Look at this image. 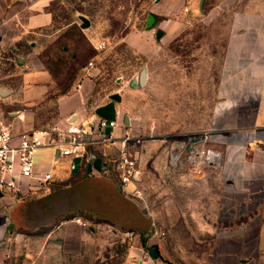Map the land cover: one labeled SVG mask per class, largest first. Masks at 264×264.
I'll return each mask as SVG.
<instances>
[{"label": "rangeland", "instance_id": "obj_1", "mask_svg": "<svg viewBox=\"0 0 264 264\" xmlns=\"http://www.w3.org/2000/svg\"><path fill=\"white\" fill-rule=\"evenodd\" d=\"M233 6L231 0H50L58 22L0 47V89L9 97L2 109L20 111L32 129L59 122L60 99L78 95L89 117L118 96L113 104L139 172L131 194L147 220L140 234L95 220L78 227L52 221L12 235L4 264H264V216L233 217L231 201L216 193L217 168L196 143L215 105ZM80 16L89 27L82 28ZM141 73L142 83L130 87ZM35 89L42 94L34 104L16 100Z\"/></svg>", "mask_w": 264, "mask_h": 264}, {"label": "crops", "instance_id": "obj_2", "mask_svg": "<svg viewBox=\"0 0 264 264\" xmlns=\"http://www.w3.org/2000/svg\"><path fill=\"white\" fill-rule=\"evenodd\" d=\"M231 1L234 6L223 46L216 101L208 130L196 143L216 166L217 181L222 184L216 193L222 200L231 201L227 205L233 217H249L251 211L264 216V0ZM49 2L0 0V47L14 46L21 36L50 27ZM8 32L18 34L8 36ZM158 33L161 37L162 32ZM7 94L0 89L1 109L8 103ZM40 94L37 89L27 90L16 100L34 104ZM113 107L118 120L113 145L91 146L89 160L76 161L72 172L67 170V163L53 162L51 150L40 149L34 155V170L50 172V184L44 188L29 186L21 194L0 192V264L6 260L12 235L42 228L52 221H59V226L78 227L81 222L95 220L122 233L145 232L147 220L131 194L132 183L122 186L113 162L119 157L122 137L128 133L122 127L118 108ZM57 110L59 125L67 121L86 124L89 118L78 95L60 99ZM8 120L15 134L32 129L26 119L18 121L13 116L12 122ZM186 149L188 155L196 152L191 145ZM181 158L182 153L174 162ZM66 214L72 217L68 221L63 219Z\"/></svg>", "mask_w": 264, "mask_h": 264}, {"label": "built area", "instance_id": "obj_3", "mask_svg": "<svg viewBox=\"0 0 264 264\" xmlns=\"http://www.w3.org/2000/svg\"><path fill=\"white\" fill-rule=\"evenodd\" d=\"M92 66L93 63L89 62L82 71L88 74ZM2 103L0 96V192L7 190L21 194L29 186L44 188L50 184L53 179L50 172L41 174L34 170V155L40 149L51 150L53 162L67 163V170L72 172L77 167L76 161L83 163L89 160L91 146H111L114 143L113 130L118 127L116 117L105 120L93 112L86 124L67 121L63 125L56 123L15 134L8 119L15 116L18 121H23V114L20 111L5 114L1 109ZM129 140L127 134L122 137L119 157L113 161L122 186L132 183L139 174L136 160L127 150ZM32 181L33 185H30Z\"/></svg>", "mask_w": 264, "mask_h": 264}, {"label": "water", "instance_id": "obj_4", "mask_svg": "<svg viewBox=\"0 0 264 264\" xmlns=\"http://www.w3.org/2000/svg\"><path fill=\"white\" fill-rule=\"evenodd\" d=\"M160 0H155V2H159ZM80 21L82 22V28H87L89 27L90 23L89 21L83 17L80 16L79 17ZM154 25V17L152 15H148L147 21H146V28L147 29H151ZM160 33H157V37H160ZM143 81V74L141 73L140 76L138 77V79H133L130 83V87L134 88L137 86L138 83H142ZM110 99L112 100V102L107 103L104 106L98 107L97 109H95L94 114L102 119L105 120H114L115 119V114H114V107H113V101L114 102H118L119 98L117 95H112L110 97ZM198 141V140H197Z\"/></svg>", "mask_w": 264, "mask_h": 264}, {"label": "trees", "instance_id": "obj_5", "mask_svg": "<svg viewBox=\"0 0 264 264\" xmlns=\"http://www.w3.org/2000/svg\"><path fill=\"white\" fill-rule=\"evenodd\" d=\"M47 9V11H48V13H50L51 14V16H52V23H51V25L50 26H52V24L54 23V22H58L57 20L60 18V16L59 15H53V12L51 11V10H49V5H48V7L46 8ZM84 17V16H83ZM61 18H62V20H66L67 19V16H62L61 15Z\"/></svg>", "mask_w": 264, "mask_h": 264}, {"label": "bare ground", "instance_id": "obj_6", "mask_svg": "<svg viewBox=\"0 0 264 264\" xmlns=\"http://www.w3.org/2000/svg\"><path fill=\"white\" fill-rule=\"evenodd\" d=\"M212 154V153H211ZM214 157V156H213Z\"/></svg>", "mask_w": 264, "mask_h": 264}]
</instances>
